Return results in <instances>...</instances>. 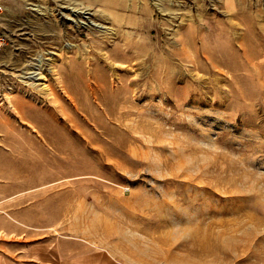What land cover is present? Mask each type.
<instances>
[{
	"label": "rangeland",
	"instance_id": "rangeland-1",
	"mask_svg": "<svg viewBox=\"0 0 264 264\" xmlns=\"http://www.w3.org/2000/svg\"><path fill=\"white\" fill-rule=\"evenodd\" d=\"M0 18V246L264 264V0H0Z\"/></svg>",
	"mask_w": 264,
	"mask_h": 264
},
{
	"label": "crops",
	"instance_id": "crops-1",
	"mask_svg": "<svg viewBox=\"0 0 264 264\" xmlns=\"http://www.w3.org/2000/svg\"><path fill=\"white\" fill-rule=\"evenodd\" d=\"M0 264H122L107 248L84 237L56 235L40 237L9 253L0 246Z\"/></svg>",
	"mask_w": 264,
	"mask_h": 264
},
{
	"label": "built area",
	"instance_id": "built-area-1",
	"mask_svg": "<svg viewBox=\"0 0 264 264\" xmlns=\"http://www.w3.org/2000/svg\"><path fill=\"white\" fill-rule=\"evenodd\" d=\"M7 44H8V35L0 18V53L5 49Z\"/></svg>",
	"mask_w": 264,
	"mask_h": 264
},
{
	"label": "bare ground",
	"instance_id": "bare-ground-1",
	"mask_svg": "<svg viewBox=\"0 0 264 264\" xmlns=\"http://www.w3.org/2000/svg\"><path fill=\"white\" fill-rule=\"evenodd\" d=\"M102 16H104V18H107V16L106 15H104V14H102ZM128 41H129V39H128ZM130 54V53H129ZM113 56V55H112ZM128 56V55H127ZM133 56V55H132ZM105 57V56H104ZM108 58V57H107ZM122 58V57H121ZM121 58H119V59H121ZM125 59V58H124ZM132 59V58H131ZM106 60H109V59H106ZM122 60V62H123V59H121ZM120 60V61H121ZM114 61H116V60H114ZM119 61V60H118ZM126 61V60H125ZM129 61V60H128ZM130 62V61H129ZM119 63V62H118ZM111 65V64H110ZM81 67H82V65H81ZM71 72H73V71H71ZM76 76V75H75ZM83 76V75H82ZM104 76V75H103ZM73 77V76H72ZM80 80V79H79ZM83 82V81H82ZM93 83H95V81L93 82ZM83 85V84H82ZM93 86V85H92ZM85 87V86H84ZM86 88V87H85ZM90 90V89H89ZM69 91V90H68ZM101 91V90H100ZM68 93H70V92H68ZM72 96V95H71ZM95 96V95H94ZM68 97V96H67ZM70 97V96H69ZM101 103V102H100ZM11 105L13 106V108L15 109L16 108V105H15V107H14V105L12 104V102H11ZM13 109V110H14ZM16 112H18V111H16ZM20 114V113H19ZM21 117H22V115H21ZM98 126V125H97ZM93 129V128H92ZM104 131V130H103ZM100 135V134H99ZM90 141H93L94 139H89ZM95 141V140H94Z\"/></svg>",
	"mask_w": 264,
	"mask_h": 264
}]
</instances>
